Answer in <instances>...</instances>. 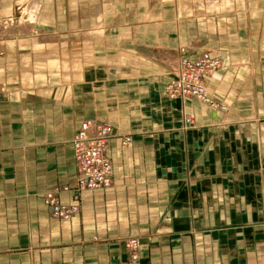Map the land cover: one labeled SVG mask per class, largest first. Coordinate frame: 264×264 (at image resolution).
<instances>
[{
	"label": "crops",
	"instance_id": "1",
	"mask_svg": "<svg viewBox=\"0 0 264 264\" xmlns=\"http://www.w3.org/2000/svg\"><path fill=\"white\" fill-rule=\"evenodd\" d=\"M18 48L0 58V264H131L130 238L138 264H264V65L223 67L207 90L225 109H212L166 98L171 81L150 62L97 73L91 92L87 67L80 95L76 65L63 73L51 47ZM85 120L114 128V184L52 220L43 196L74 180Z\"/></svg>",
	"mask_w": 264,
	"mask_h": 264
},
{
	"label": "rangeland",
	"instance_id": "2",
	"mask_svg": "<svg viewBox=\"0 0 264 264\" xmlns=\"http://www.w3.org/2000/svg\"><path fill=\"white\" fill-rule=\"evenodd\" d=\"M2 16V47L18 46L19 56L51 47L63 73L76 65L80 95L87 67L91 92L101 82L97 73L122 75L133 61L159 67L168 82L182 54L216 56L225 68L252 60L256 74L264 65V0H0ZM38 57L25 64L36 67Z\"/></svg>",
	"mask_w": 264,
	"mask_h": 264
},
{
	"label": "built area",
	"instance_id": "3",
	"mask_svg": "<svg viewBox=\"0 0 264 264\" xmlns=\"http://www.w3.org/2000/svg\"><path fill=\"white\" fill-rule=\"evenodd\" d=\"M7 20L0 18V58L5 56L4 34ZM180 58L175 78L165 87L164 93L170 99H194L212 109H225L214 101L207 90L208 80L213 78L223 68L219 57L201 54L196 58ZM185 125H192V120L185 119ZM115 138L114 128L97 120H85L76 131L71 142L76 175L74 180L65 186L51 189L43 196L52 220L69 221L80 213V195L85 191H103L113 187V168L109 156L110 145ZM121 145L131 144V137L120 136ZM71 193L73 202L68 204L61 201L59 194ZM130 254V263L138 264L140 259V243L137 238L126 241Z\"/></svg>",
	"mask_w": 264,
	"mask_h": 264
}]
</instances>
